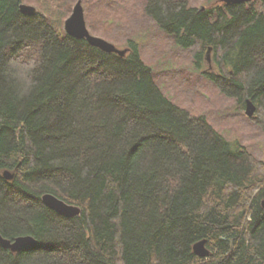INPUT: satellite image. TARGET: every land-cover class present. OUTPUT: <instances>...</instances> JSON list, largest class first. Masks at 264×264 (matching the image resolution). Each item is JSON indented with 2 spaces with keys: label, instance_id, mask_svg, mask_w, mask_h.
<instances>
[{
  "label": "trees",
  "instance_id": "obj_1",
  "mask_svg": "<svg viewBox=\"0 0 264 264\" xmlns=\"http://www.w3.org/2000/svg\"><path fill=\"white\" fill-rule=\"evenodd\" d=\"M20 3L0 0V236L37 243L0 245V264H264V161L172 102L132 37L104 52ZM143 13L222 95L250 100L264 134V0H145Z\"/></svg>",
  "mask_w": 264,
  "mask_h": 264
},
{
  "label": "rangeland",
  "instance_id": "obj_2",
  "mask_svg": "<svg viewBox=\"0 0 264 264\" xmlns=\"http://www.w3.org/2000/svg\"><path fill=\"white\" fill-rule=\"evenodd\" d=\"M199 9L220 0H187ZM77 0H22L56 21L71 14ZM145 0H82L86 26L91 34L104 38L118 48H127L126 39L136 40L144 61L153 69L154 80L175 104L194 115H204L226 139L243 145L264 161V134L234 99L222 95L196 71L188 50L177 46L143 13ZM206 53L203 71H216Z\"/></svg>",
  "mask_w": 264,
  "mask_h": 264
},
{
  "label": "water",
  "instance_id": "obj_3",
  "mask_svg": "<svg viewBox=\"0 0 264 264\" xmlns=\"http://www.w3.org/2000/svg\"><path fill=\"white\" fill-rule=\"evenodd\" d=\"M82 0H77L75 5L72 8L71 14L64 20L63 29L69 35L77 39L84 38L88 44L91 46L97 47L104 52H115L121 56L125 55L127 52L126 48H118L113 43L101 38L99 36L93 35L90 33L86 26L85 18H84V11L81 4ZM252 0H220V2L226 4H235V3H242L248 2ZM204 7H201L203 9ZM19 10L22 14L25 15H34L36 14L37 10L34 6L20 3ZM256 111V106L250 101L246 100L245 105V114L248 117H252ZM14 171L4 170L2 175L5 179L11 180L14 177ZM42 202L54 210L55 212L62 214L67 217H73L79 215L81 212L80 207L67 203L63 199L57 197L52 193H44L41 197ZM261 206L264 209V199L261 201ZM37 243L35 237L30 234L26 235H18L13 239H8L3 236H0V245L5 248L9 249L11 252H20L24 248L28 246H32ZM207 240L201 239L196 241L193 246V252L201 257H208L210 254V250L206 246Z\"/></svg>",
  "mask_w": 264,
  "mask_h": 264
},
{
  "label": "flooded vegetation",
  "instance_id": "obj_4",
  "mask_svg": "<svg viewBox=\"0 0 264 264\" xmlns=\"http://www.w3.org/2000/svg\"><path fill=\"white\" fill-rule=\"evenodd\" d=\"M201 9V8H200Z\"/></svg>",
  "mask_w": 264,
  "mask_h": 264
}]
</instances>
